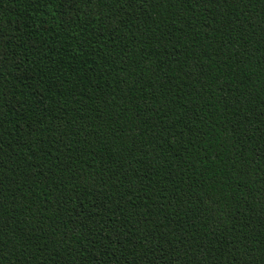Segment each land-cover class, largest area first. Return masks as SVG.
<instances>
[{"label":"trees","instance_id":"1","mask_svg":"<svg viewBox=\"0 0 264 264\" xmlns=\"http://www.w3.org/2000/svg\"><path fill=\"white\" fill-rule=\"evenodd\" d=\"M0 264H264V0H0Z\"/></svg>","mask_w":264,"mask_h":264}]
</instances>
